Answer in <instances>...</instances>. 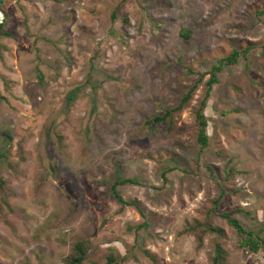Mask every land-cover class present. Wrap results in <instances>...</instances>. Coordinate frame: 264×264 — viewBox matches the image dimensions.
Instances as JSON below:
<instances>
[{
	"label": "rangeland",
	"instance_id": "374dc122",
	"mask_svg": "<svg viewBox=\"0 0 264 264\" xmlns=\"http://www.w3.org/2000/svg\"><path fill=\"white\" fill-rule=\"evenodd\" d=\"M4 20L0 264H67L80 240L81 264H212L216 244L264 264V0H1Z\"/></svg>",
	"mask_w": 264,
	"mask_h": 264
},
{
	"label": "trees",
	"instance_id": "16d2710c",
	"mask_svg": "<svg viewBox=\"0 0 264 264\" xmlns=\"http://www.w3.org/2000/svg\"><path fill=\"white\" fill-rule=\"evenodd\" d=\"M4 26H5V20L3 22H0V36L8 37L9 33L4 32V30H3ZM239 54H240V51L232 50L229 53V55L220 59L217 65L212 66V69H211L210 74H209V78L205 81V89L203 91L202 98L198 102V106H197L195 113H194L195 124H196V128H197L196 141L200 147V150H203L208 145V141H209L208 135L206 134L207 119L204 115V107H205L206 101L209 97V93L211 91L212 85L217 82L215 74L217 71L220 70V68L222 66L234 64L236 62V59L239 56ZM189 97H190V92H187L185 94V96H183L180 103L176 107H173L169 110H165V112L162 115L155 116V117L151 118L150 120L147 121V123H150V122L155 123V124L165 123L167 120H169L172 113L175 112V110H177V108H179L181 106V104L185 103L189 99ZM232 170H233V168H231V170H227L226 173L229 174L230 172H232ZM125 182L131 183L133 181H132V179L117 178V180L115 181V184H119V183L123 184ZM223 193H224L223 190H221L218 197L216 199H214L213 210L216 209L219 201L221 200V198L223 196ZM220 215L227 220V222L230 224V226H232L239 235L245 236V237L244 236L241 237V239H240L241 245L249 248V250H251L252 252H256L258 247H259V243L261 240H259V241L257 239L253 240V235L250 233V231L244 229L238 223V221L235 218L229 216L228 213L224 212V213H221ZM207 228H208V230L216 231V229H213L211 227H207ZM88 248H89V242L88 241L80 240V241H77L76 243H74V245L72 247L73 254L67 258L66 263L67 264H81L82 260L84 259L86 250ZM110 261H111V258L108 259V263ZM212 264H224V262H223V251H222L221 247L219 246V244L215 245Z\"/></svg>",
	"mask_w": 264,
	"mask_h": 264
},
{
	"label": "water",
	"instance_id": "95a60500",
	"mask_svg": "<svg viewBox=\"0 0 264 264\" xmlns=\"http://www.w3.org/2000/svg\"><path fill=\"white\" fill-rule=\"evenodd\" d=\"M1 1V0H0Z\"/></svg>",
	"mask_w": 264,
	"mask_h": 264
}]
</instances>
